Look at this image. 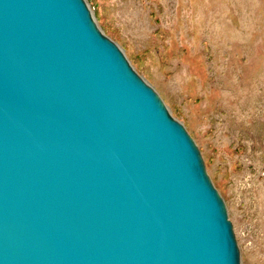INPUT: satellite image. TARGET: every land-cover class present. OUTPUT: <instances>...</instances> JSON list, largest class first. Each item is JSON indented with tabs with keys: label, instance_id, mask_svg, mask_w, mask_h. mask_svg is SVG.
<instances>
[{
	"label": "water",
	"instance_id": "obj_1",
	"mask_svg": "<svg viewBox=\"0 0 264 264\" xmlns=\"http://www.w3.org/2000/svg\"><path fill=\"white\" fill-rule=\"evenodd\" d=\"M0 264H241L198 147L86 0H0Z\"/></svg>",
	"mask_w": 264,
	"mask_h": 264
},
{
	"label": "rangeland",
	"instance_id": "obj_2",
	"mask_svg": "<svg viewBox=\"0 0 264 264\" xmlns=\"http://www.w3.org/2000/svg\"><path fill=\"white\" fill-rule=\"evenodd\" d=\"M196 142L241 264H264V0H86Z\"/></svg>",
	"mask_w": 264,
	"mask_h": 264
},
{
	"label": "bare ground",
	"instance_id": "obj_3",
	"mask_svg": "<svg viewBox=\"0 0 264 264\" xmlns=\"http://www.w3.org/2000/svg\"><path fill=\"white\" fill-rule=\"evenodd\" d=\"M91 10V9H90ZM92 12V11H91ZM94 17V16H93ZM95 19V18H94ZM96 21V20H95ZM101 30V29H100ZM102 31V30H101ZM166 106V105H165ZM167 108V107H166ZM168 109V108H167ZM169 111V110H168ZM184 126V125H183ZM187 131V130H186ZM188 132V131H187ZM189 134V133H188ZM190 135V134H189ZM191 137V136H190ZM192 138V137H191ZM193 139V138H192ZM194 141V140H193ZM195 142V141H194ZM195 144H196V142H195ZM196 146H197V144H196ZM200 151V150H199ZM203 158V157H202ZM204 161V160H203ZM205 164V163H204ZM205 169H206V166H205ZM206 172H207V170H206ZM208 174V173H207ZM209 176V175H208ZM209 178H210V176H209ZM210 180H211V178H210ZM211 182H212V180H211ZM212 184H213V182H212ZM213 186H214V184H213ZM214 188L216 189V187L214 186ZM217 190V189H216ZM218 191V190H217ZM219 193V192H218ZM219 195H220V193H219ZM221 196V195H220ZM221 198H222V196H221ZM223 199V198H222ZM223 202H224V205H225V207H226V204H225V201H224V199H223ZM226 209H227V207H226ZM227 214H228V210H227ZM228 219H229V216H228ZM230 221V220H229ZM231 222V221H230ZM232 224V223H231ZM232 229H233V226H232ZM233 232H234V230H233ZM234 236H235V234H234ZM235 239H236V237H235ZM236 242H237V240H236ZM237 247H238V243H237ZM238 251H239V247H238ZM239 255H240V251H239ZM241 260V259H240ZM240 263H241V261H240Z\"/></svg>",
	"mask_w": 264,
	"mask_h": 264
}]
</instances>
